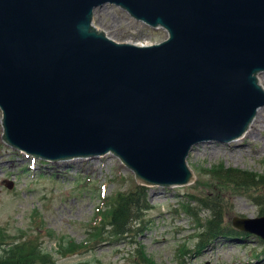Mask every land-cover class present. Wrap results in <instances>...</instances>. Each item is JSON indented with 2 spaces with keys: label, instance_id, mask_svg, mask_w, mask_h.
Listing matches in <instances>:
<instances>
[{
  "label": "water",
  "instance_id": "obj_1",
  "mask_svg": "<svg viewBox=\"0 0 264 264\" xmlns=\"http://www.w3.org/2000/svg\"><path fill=\"white\" fill-rule=\"evenodd\" d=\"M107 2L168 36L116 40L93 22ZM262 71L264 0H0L2 138L37 157L112 152L138 183L192 182L193 146L264 105ZM233 225L264 238V214Z\"/></svg>",
  "mask_w": 264,
  "mask_h": 264
},
{
  "label": "rangeland",
  "instance_id": "obj_2",
  "mask_svg": "<svg viewBox=\"0 0 264 264\" xmlns=\"http://www.w3.org/2000/svg\"><path fill=\"white\" fill-rule=\"evenodd\" d=\"M93 22L120 41L148 44L168 36L166 28L152 26L110 2L95 8ZM260 108L262 115L255 122L259 128L253 136L245 132L230 141L205 140L193 146L188 155L195 174L192 182L148 185L152 206L136 240L155 264H264V238L248 231L217 236L197 248L204 226L182 205L209 195L222 205L224 222L232 226L235 215H260L261 204L252 197L264 193L262 185L240 186L210 172L220 162L264 172V105ZM1 117L0 107V225L14 234L21 230L39 234L59 262L88 259L95 264H137L135 243L88 239L100 192L110 194L131 187L137 182L133 171L112 152L58 160L37 157L2 138ZM192 203L203 220L209 217L210 209L196 200ZM62 236L64 243L69 237L89 243L63 256L58 252Z\"/></svg>",
  "mask_w": 264,
  "mask_h": 264
},
{
  "label": "trees",
  "instance_id": "obj_3",
  "mask_svg": "<svg viewBox=\"0 0 264 264\" xmlns=\"http://www.w3.org/2000/svg\"><path fill=\"white\" fill-rule=\"evenodd\" d=\"M213 175L240 186L264 187V172L229 166L222 162L210 170ZM260 186V187H262ZM148 185L135 182L128 188L116 189L113 193L102 194L97 204L96 213L92 218L91 233L88 239L114 241L127 239L135 243L134 260L137 264H155L147 253L141 241L136 240V235L144 229L146 211L152 206L150 203ZM261 204L260 214H264V193L252 197ZM196 200L200 205L210 209L209 217L202 219L197 208L192 203ZM186 211L195 216L199 226L204 228L199 232L200 239L197 248L204 247L211 239L217 236H235L245 232L224 222L223 207L209 195H199L197 198L183 202ZM203 220V221H202ZM64 236L60 237L58 252L65 256L81 250L89 241L76 242L68 238L64 243ZM0 264H95L88 259L72 262H59L56 255L44 246V240L39 234H31L26 230L12 233L0 225Z\"/></svg>",
  "mask_w": 264,
  "mask_h": 264
},
{
  "label": "bare ground",
  "instance_id": "obj_4",
  "mask_svg": "<svg viewBox=\"0 0 264 264\" xmlns=\"http://www.w3.org/2000/svg\"><path fill=\"white\" fill-rule=\"evenodd\" d=\"M261 73H263V72H259L258 73V76L260 77V79H261V81H262V83H264L263 82V80H264V75L263 74H261ZM262 107V106H261ZM260 108V107H259ZM258 108V111H257V113H256V115H255V117H254V119L251 121V123H250V125L248 126V130H246V135H248V133H249V136H253V134L255 133V131L257 130V128H259L258 127V125H256L255 124V122H256V120H257V118H259V116L260 115H262V109L260 108L259 109ZM263 118V117H262ZM259 121V120H258ZM261 128V127H260ZM244 134V133H243ZM217 151V150H216ZM214 153V152H213ZM240 230H243V229H240ZM243 231H246V230H243ZM248 232H250V231H248ZM251 233H253V232H251ZM258 235V234H257ZM235 236H237V235H235ZM260 236V235H259Z\"/></svg>",
  "mask_w": 264,
  "mask_h": 264
}]
</instances>
